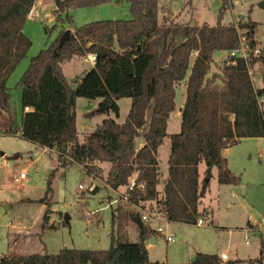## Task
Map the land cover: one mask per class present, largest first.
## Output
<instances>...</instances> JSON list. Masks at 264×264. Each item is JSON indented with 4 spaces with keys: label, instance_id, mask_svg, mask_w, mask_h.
Wrapping results in <instances>:
<instances>
[{
    "label": "trees",
    "instance_id": "1",
    "mask_svg": "<svg viewBox=\"0 0 264 264\" xmlns=\"http://www.w3.org/2000/svg\"><path fill=\"white\" fill-rule=\"evenodd\" d=\"M36 1L0 0L1 123L12 133L55 149L61 166L77 163L90 176L101 177L102 164L109 162L107 185L114 190L127 187V201L134 206L154 202L156 209L164 211L172 222L196 223L203 219L204 210L199 205L208 191L212 168H217L220 184L240 182V177L230 170L224 150L244 138L264 137V46L259 47L255 37L257 22L223 24L219 20L215 25L200 26L160 22V0H127L130 19L85 23L71 31L69 39L59 47L64 33L61 30L47 48L31 58L19 80L22 117L18 126L7 81L31 46L23 27ZM55 1L56 19L61 21L70 9L97 7L116 0ZM232 4L233 0H222L219 16ZM243 38L251 56H231ZM216 51H226L229 56L214 69ZM89 53L96 56L93 68L70 82L62 62ZM256 65L262 75L259 87L250 74ZM183 81L186 100L180 110L181 129L169 134L168 176L159 198L158 148L168 136V119L176 109V92ZM77 97L100 99L110 105L109 109H97L89 115L109 110L118 114L117 101L125 97L131 99V107L123 123L106 118L80 141ZM141 139L144 144L138 147ZM202 162L207 166L204 178L199 170ZM131 179L135 182L129 188ZM47 187L46 195L39 200L47 204L43 228L50 226L51 180ZM135 215L134 210L118 214L114 209L111 245L97 253L76 248H64L56 254L10 250L0 255V264H90L94 256L97 264H170L150 259L146 247L154 231L150 226H140L138 240H130L128 225ZM255 261L264 262V242ZM179 264L223 263L218 254L199 252L194 260Z\"/></svg>",
    "mask_w": 264,
    "mask_h": 264
},
{
    "label": "rangeland",
    "instance_id": "2",
    "mask_svg": "<svg viewBox=\"0 0 264 264\" xmlns=\"http://www.w3.org/2000/svg\"><path fill=\"white\" fill-rule=\"evenodd\" d=\"M259 1L233 0L232 6L220 17L222 0H160L158 19L160 22L174 21L194 26L204 23L215 25L219 20L223 24L253 20L258 24L255 37L260 41L259 47H263L264 8L259 6ZM56 9L55 0H37L23 27L31 46L7 81L12 94L13 117L18 126L22 117L19 80L33 56L47 48L61 30L74 31L85 23L97 20L131 18L127 0H116L99 7L70 9L62 15L61 21L56 19ZM228 56L226 51L214 52L216 63L213 68L221 66ZM86 59L87 56L76 55L62 63L70 82L93 68ZM260 69L258 65L251 69L254 83L259 79ZM181 90L180 86L176 97L177 109L183 103ZM101 103L100 99L77 97L75 114L80 141L90 131L84 127L85 124L96 129L106 118L123 123L131 107V99L125 97L117 101L118 114L109 110L89 115L99 109ZM0 116L3 117V114ZM180 129L181 117L175 110L168 121V136L157 154L162 165H168L171 148L169 134ZM224 152L230 170L240 177V182L237 185L220 184L218 170L213 167L208 191L199 205L200 210H204V225L166 220L163 225L165 234L172 232L174 235V240L167 242L163 235L155 232L158 225L153 222L154 231L147 242L151 245V259L179 264L191 261L199 252L219 256L226 253L229 258L222 261L223 264H260L255 259L259 257L260 245L264 242V137L244 138ZM109 167V162L102 164V176L92 179L77 163L61 166L55 149L8 131L5 123L0 121V255L10 250L24 254H56L64 248L93 250L96 253L109 248L113 210L117 208L118 214L135 210V206L125 199L127 187L114 190L107 185L105 178ZM206 169V164L202 162L199 165L202 178ZM21 172H25V177L16 182L14 179ZM50 180L53 190L50 196V226L43 228L47 204L39 200L46 195ZM81 183L86 184L84 189L79 187ZM150 204L157 207L154 202H145L141 206L149 209ZM137 240L132 234L131 241ZM95 261L97 263L94 256L90 263Z\"/></svg>",
    "mask_w": 264,
    "mask_h": 264
},
{
    "label": "built area",
    "instance_id": "3",
    "mask_svg": "<svg viewBox=\"0 0 264 264\" xmlns=\"http://www.w3.org/2000/svg\"><path fill=\"white\" fill-rule=\"evenodd\" d=\"M258 51H259L258 48L255 49V54L258 53ZM230 55L233 57L234 56H242L245 59H247L249 56H251V53L247 48L245 38H243V41H242L240 47L238 49L232 50L230 52ZM95 59H96V56L92 53H89L86 60L95 64ZM250 74L252 76V71H250ZM262 102H263V108H264V101H262ZM24 177H25V172H21L20 175L15 177L14 180L16 182H18ZM134 182H135V180L131 179L129 188H132L134 186ZM85 186H86V184H82V183L79 185V187L82 189H84ZM125 199H127L126 195H125ZM139 208H140L139 209L140 218L144 224L151 226L153 222L157 223L158 227L156 229V232L159 233L160 235H163L167 242L174 240V235L172 232H169L167 234H165V232H164V228H163L164 222L166 220L168 221L164 211L156 209V208L145 209V208H142V206H140ZM89 215L90 214L88 213L87 214L88 218L90 217ZM262 221L264 222V218L262 219ZM197 223L203 224L204 223L203 219H199ZM227 258H228L227 254H225V253L221 254V259H227Z\"/></svg>",
    "mask_w": 264,
    "mask_h": 264
},
{
    "label": "crops",
    "instance_id": "4",
    "mask_svg": "<svg viewBox=\"0 0 264 264\" xmlns=\"http://www.w3.org/2000/svg\"><path fill=\"white\" fill-rule=\"evenodd\" d=\"M113 3V2H112ZM112 3H108V4H112ZM104 5H106V4H104ZM102 6V5H101ZM97 7H99V6H97ZM195 55L193 56V59L195 58V56H196V54L197 53H194ZM89 55V54H88ZM87 55V56H88ZM63 63V62H62ZM91 63V62H90ZM91 65H94L93 63H91ZM62 66V65H61ZM62 69H63V67H62ZM261 71V70H260ZM65 74V73H64ZM66 76V75H65ZM67 78V77H66ZM68 79V78H67ZM254 82V81H253ZM255 84V86H261L262 85V75L260 74V76H259V79H258V81H257V83H254ZM182 87V90H181V100H182V104L180 105V107H179V109H177V106H176V114H177V116L178 117H180V110H181V108L184 106V104H185V100H186V92L184 93V91H186V81H183L179 86H178V88L179 87ZM178 88H177V92H176V97H177V94H178ZM262 101H264V96L262 97V99H261ZM177 105V104H176ZM174 110V111H175ZM172 114V113H171ZM171 114H170V116H171ZM170 118V117H169ZM168 121H169V119H168ZM86 129H88V130H90L89 132H91L92 130H94L95 128L93 127V126H91L90 124H85V126H84ZM165 139V138H164ZM164 141V140H163ZM144 144V141L141 139L139 142H138V147H141L142 145ZM163 144V143H162ZM161 144V145H162ZM161 145H160V147H161ZM159 147V148H160ZM159 148H158V153H159ZM229 148H227V149H225V150H228ZM224 150V151H225ZM224 155H225V152H224ZM226 156V155H225ZM167 161H168V159H167ZM158 162H159V172H160V183L158 184V186H157V188H158V191L160 192V194H159V198H161L162 197V191H163V184H164V180L167 178V176H168V166L169 165H162V163L160 162V160L158 159ZM168 164V163H167ZM92 179H93V176H90ZM124 189H125V187H124ZM116 200H113L112 202H115ZM135 210L134 211H136V214L137 213H139V207L138 206H135V208H134ZM50 222V221H49ZM197 222H198V220H197ZM196 222V223H197ZM198 224V223H197ZM198 225H204V223L203 224H198ZM139 227L140 226H138L134 221L132 222V223H130L129 225H128V233H129V237H130V240H131V236H132V234L134 235V238H139ZM150 228L152 229V226H150ZM148 242V239L146 240V247H147V249H148V252H149V257H150V259H151V245H149V243H147ZM247 243H248V240L246 241ZM222 254V253H221ZM226 254V253H225ZM220 257H221V255H220ZM96 258V257H95ZM229 258V257H228ZM227 258V259H228ZM227 259H222V261H225V260H227ZM96 260H97V258H96ZM151 260H158V259H151ZM160 261V260H159ZM166 262V261H165ZM91 264V263H90ZM94 264H97L96 263V261H95V263Z\"/></svg>",
    "mask_w": 264,
    "mask_h": 264
},
{
    "label": "water",
    "instance_id": "5",
    "mask_svg": "<svg viewBox=\"0 0 264 264\" xmlns=\"http://www.w3.org/2000/svg\"><path fill=\"white\" fill-rule=\"evenodd\" d=\"M259 6L264 8V0H260L259 1ZM70 33H71V30H69V29L64 31V33L62 34V36L59 39V47H62L65 44V42L69 39ZM109 108H110V105L108 103L102 102L100 107H99V110L102 111V110L109 109ZM65 219L68 221V219H69L68 214H66ZM133 221L138 226H143L144 225V223L142 222V220L140 218V214L139 213H137L135 215ZM194 259H195V256L192 258V260H194Z\"/></svg>",
    "mask_w": 264,
    "mask_h": 264
}]
</instances>
